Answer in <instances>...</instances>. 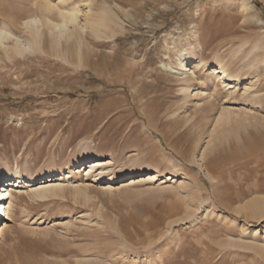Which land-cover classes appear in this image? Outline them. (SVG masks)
<instances>
[{"label": "rangeland", "instance_id": "374dc122", "mask_svg": "<svg viewBox=\"0 0 264 264\" xmlns=\"http://www.w3.org/2000/svg\"><path fill=\"white\" fill-rule=\"evenodd\" d=\"M0 27L33 48L0 47V175H57L10 191L0 264H264V0H0Z\"/></svg>", "mask_w": 264, "mask_h": 264}, {"label": "bare ground", "instance_id": "6f19581e", "mask_svg": "<svg viewBox=\"0 0 264 264\" xmlns=\"http://www.w3.org/2000/svg\"><path fill=\"white\" fill-rule=\"evenodd\" d=\"M49 10H52V7L48 6ZM47 9V10H48ZM78 13L79 10L78 8H71L65 11H59L58 15L60 17L59 22H52L51 20L46 19L45 25L47 26L48 31L50 34L53 35V39L56 43H59L60 40L66 35V31L69 26L76 25L78 22ZM89 23V22H88ZM89 25L93 28L94 26H99L93 22H90ZM42 26L41 20L37 18H32L28 19L22 22V27L25 29V32L32 38V42L35 43L39 33L40 29L39 27ZM44 26V25H43ZM45 26V27H46ZM88 26V25H87ZM11 33L7 31L5 28L0 27V47L4 49L5 53L9 56L11 55H17V56H22L26 52H32V42L30 40L24 39L21 40L18 37H14L12 40ZM12 40V45L8 46L5 45L8 44L7 41ZM37 43V42H36ZM2 49V50H3ZM189 59H186L188 61ZM180 68L182 71H186V62H181L180 63ZM214 80L217 83H220L222 85H225L230 79L225 77L224 75L220 77H215ZM228 85V84H226ZM231 87H229L230 89ZM188 91V90H187ZM98 160L84 164V172L87 174H93L96 173V171H102L103 169H98L94 170L93 167L99 166ZM88 166V167H87ZM57 175L55 173H47V174H38V175H33L31 177H22L18 170L16 169L15 171L7 174V175H0V240L2 239L4 235V230L6 223L4 221L9 220V207L6 208V205L9 201L10 198H12V194L10 191H13L12 189H18V188H24V185H31L32 188L37 187V186H42L44 183H52L53 178H56ZM129 180H132V183L135 182L134 177H130ZM44 181V182H43ZM35 185V186H34ZM62 185H47L45 187H38L39 189L34 190V194L40 195V198L42 197L41 195L44 196L45 193H55L56 195L57 192L62 193ZM33 195V194H32ZM44 198V197H43ZM10 205V204H9Z\"/></svg>", "mask_w": 264, "mask_h": 264}]
</instances>
